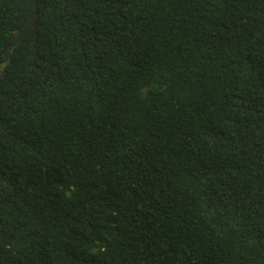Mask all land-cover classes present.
Listing matches in <instances>:
<instances>
[{"label": "trees", "instance_id": "1", "mask_svg": "<svg viewBox=\"0 0 264 264\" xmlns=\"http://www.w3.org/2000/svg\"><path fill=\"white\" fill-rule=\"evenodd\" d=\"M0 264H264V0H0Z\"/></svg>", "mask_w": 264, "mask_h": 264}]
</instances>
